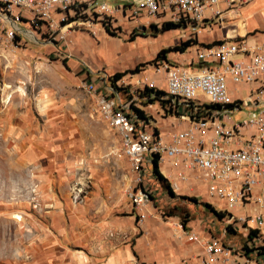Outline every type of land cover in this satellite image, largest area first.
Returning a JSON list of instances; mask_svg holds the SVG:
<instances>
[{"label": "rangeland", "instance_id": "obj_1", "mask_svg": "<svg viewBox=\"0 0 264 264\" xmlns=\"http://www.w3.org/2000/svg\"><path fill=\"white\" fill-rule=\"evenodd\" d=\"M151 23L118 22L115 36L101 26L97 36L76 28L54 43L39 37L12 46L0 38V264H97L116 252L141 263L156 228L170 227L182 240L189 221L200 223L204 232L227 236L229 243H244L241 229L230 231L228 217L221 220L205 206L206 194L173 196L155 178L153 164L144 170L143 185L153 191L148 218L140 222L133 207L130 193L141 185L100 98L114 94L120 105L142 109L149 128H157L155 122L170 114L161 103L166 79L159 69L167 62L189 66L199 46L223 28L194 32L178 25L158 32L163 24ZM76 33L82 35L78 41ZM187 41L196 44L158 60L161 50ZM125 72L116 82L123 90L117 94L110 79ZM139 78L156 82L152 89L164 92L160 101L140 96L148 85H136ZM238 86V97L251 88ZM245 117L236 113L232 119ZM246 211L254 213L252 207Z\"/></svg>", "mask_w": 264, "mask_h": 264}, {"label": "built area", "instance_id": "obj_2", "mask_svg": "<svg viewBox=\"0 0 264 264\" xmlns=\"http://www.w3.org/2000/svg\"><path fill=\"white\" fill-rule=\"evenodd\" d=\"M113 1L119 6L107 0H0V38L12 46L39 37L54 43L65 40L76 28L97 36L98 26L105 32L107 26L120 29V18L136 25L154 21L205 31L224 27L231 13L255 0ZM199 47L189 66L167 62L159 69L166 79L164 113L169 112L176 122L172 130H151L148 120L139 119L131 103H117V96H102L100 106L120 132L137 173L141 186L130 198L140 222L148 218L153 199V191L143 185L145 166L158 156L160 165L172 170L163 175L176 194L193 193L195 185L204 183L210 204L228 217V227H238L246 237L257 233V242L249 243L254 258L215 237L203 244L202 264H260L264 245V38L249 36ZM141 84L156 86L148 78H139L136 85ZM238 85L251 86L245 97L235 95ZM236 113L246 117L237 122L232 119ZM248 207L254 213L246 211ZM186 235L191 241L199 239L196 233Z\"/></svg>", "mask_w": 264, "mask_h": 264}, {"label": "crops", "instance_id": "obj_3", "mask_svg": "<svg viewBox=\"0 0 264 264\" xmlns=\"http://www.w3.org/2000/svg\"><path fill=\"white\" fill-rule=\"evenodd\" d=\"M261 13H264V0H255L239 11L231 13L228 18L227 26H224L221 29L222 31H215L214 38L211 37L213 41L204 43L203 45L213 44L223 40H238L249 36H253L256 40H262L264 38V17L260 16ZM119 22L133 24L124 22L121 18ZM81 37L82 35L77 33L74 35L77 41ZM155 124L160 132H167L169 127H171L172 124H176V122L171 118H166L161 122H155ZM164 166L165 168L160 165L161 173L170 174L172 171L170 166ZM163 176L165 177V175ZM199 187L202 188V192H198ZM193 193L197 194L196 196L198 197H201V193H204L206 197H208L206 184L195 185V191ZM204 202L210 203L211 200L208 197V200L205 199ZM156 231H158V235L154 234L151 246L142 251L141 263H138L136 260L135 262L130 261L131 255L128 253L123 255V252H116L103 260V262L97 264H123L126 262L124 259H126L129 264H182V259H188L187 264H202L204 253L203 244L207 240L216 237L222 239L227 245L239 246L236 243L227 242V236L222 235V237H219L211 231L204 232L200 223L196 225L192 224V221H189L188 225L185 226V233H196L199 237L197 241L189 240L187 235L185 238L183 237L182 240L175 239L170 227H164L160 230L156 228L155 232ZM141 243L139 242L138 244L141 246Z\"/></svg>", "mask_w": 264, "mask_h": 264}, {"label": "trees", "instance_id": "obj_4", "mask_svg": "<svg viewBox=\"0 0 264 264\" xmlns=\"http://www.w3.org/2000/svg\"><path fill=\"white\" fill-rule=\"evenodd\" d=\"M152 27L154 29H157V26L156 25H152ZM180 27L178 25H175V24H172V23H164L163 24V27L161 30H158V32L162 31V32H166V31H170V30H174V29H179ZM119 30V29H118ZM115 31L116 29L113 28L112 26H107V32L111 35H114L115 36ZM193 42V43H192ZM195 41H187V42H184L182 43L181 45H178L174 48H169V49H163L160 51L159 55H158V60H167V56L168 54L170 53H175V52H181V53H184L189 47H191L193 44H196L194 43ZM200 66H203V65H199ZM127 72L125 73H117L115 74L113 77H111L110 80H112L113 82V85L116 89V92L117 94H120L123 90L121 88H118V86H116V82L118 80H121L124 76H126ZM164 95V92L163 91H158L156 89H152V88H148L146 87V89L140 93V96L143 97V98H147L149 102H152V103H155L157 101H160V99L158 97ZM114 96V94H113ZM161 103L162 104H165V101H162L161 100ZM216 106H213V105H205V108H209V109H214ZM134 110L136 111V113L138 114L139 116V119H144L146 120L145 118V114H144V111L138 109V108H134ZM156 131H158V129L156 128ZM153 174L155 176V178L157 179V181H159L160 184H163L165 185L170 193L175 196L176 193L171 189L170 187V184L168 182V180L162 175L161 173V170H160V163H159V159H158V156H155L154 159H153ZM153 198V197H152ZM205 206L212 212L214 213V215H216L217 218L223 220L225 218V214L221 211H217V209L215 207H213L211 204L209 203H205ZM228 229L231 231L232 227H228ZM257 233L255 231H252L247 237L245 236V241L242 245L238 246L244 254L248 255L249 258H254L251 254V251L252 249L249 247V243H256L257 241ZM262 244H264V241L262 242ZM261 251L259 252V255H260V264H264V245L260 248Z\"/></svg>", "mask_w": 264, "mask_h": 264}, {"label": "water", "instance_id": "obj_5", "mask_svg": "<svg viewBox=\"0 0 264 264\" xmlns=\"http://www.w3.org/2000/svg\"><path fill=\"white\" fill-rule=\"evenodd\" d=\"M142 30H143V31H145V30H146V28L144 27V28H142Z\"/></svg>", "mask_w": 264, "mask_h": 264}, {"label": "bare ground", "instance_id": "obj_6", "mask_svg": "<svg viewBox=\"0 0 264 264\" xmlns=\"http://www.w3.org/2000/svg\"><path fill=\"white\" fill-rule=\"evenodd\" d=\"M198 53V52H197Z\"/></svg>", "mask_w": 264, "mask_h": 264}]
</instances>
